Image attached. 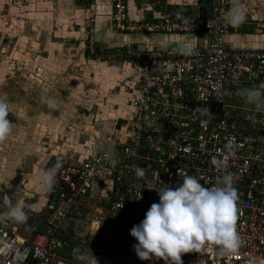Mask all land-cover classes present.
<instances>
[{"label":"built area","instance_id":"built-area-1","mask_svg":"<svg viewBox=\"0 0 264 264\" xmlns=\"http://www.w3.org/2000/svg\"><path fill=\"white\" fill-rule=\"evenodd\" d=\"M200 2L209 9L206 18L165 11L154 20L132 22L129 0H112V23L120 32L202 33L210 38V46L192 55L175 50L110 53L114 54L110 58L134 67L124 140L119 130L115 140L110 139L118 143L114 148L95 149L85 160L59 170L41 231L22 238L18 227L0 222V264H71L63 230L84 207L92 216L88 228L94 227L89 246L110 250L114 264H165L162 258L140 260L130 229L159 202V191L180 186L185 176L197 178L206 188L215 186L224 171L216 169L211 159L223 157L230 140L235 148L227 171L234 175L238 196L239 244L225 252L209 241L198 251L182 253L181 261L264 264V106L237 95L240 89H264V49L228 47L231 25L225 14L234 0ZM260 27L264 32V21ZM105 153L116 161L114 166ZM136 167L144 169L143 177L135 175Z\"/></svg>","mask_w":264,"mask_h":264},{"label":"rangeland","instance_id":"rangeland-1","mask_svg":"<svg viewBox=\"0 0 264 264\" xmlns=\"http://www.w3.org/2000/svg\"><path fill=\"white\" fill-rule=\"evenodd\" d=\"M132 1L138 5L140 0ZM157 1L148 0L159 7ZM239 2L244 9L254 8L252 2ZM94 3L0 0V99L8 103V119L13 123L12 134L0 143V212L14 202L8 197L13 198L15 193V203L25 189L35 190L40 196L23 206L27 218L17 221L19 224H36L41 229L48 214V194L37 188L38 177L58 157L62 168L64 160L78 163L86 159L90 147L109 151L118 144L109 143L113 130V135L120 130L121 142L124 140L131 115L134 67L110 58L114 54L107 56L105 45L96 40V16H91ZM259 3V9L264 8V0ZM257 22L262 24L263 19ZM97 43L100 52L95 51ZM42 95L56 98L61 107L47 108L40 101ZM233 102L239 104L237 99ZM96 131L101 136H95ZM81 212V216L73 215L66 222V239L72 248L80 240V249H86L89 257H101L104 252L91 248L84 232L92 216L85 207ZM72 262L86 264L77 259Z\"/></svg>","mask_w":264,"mask_h":264},{"label":"clouds","instance_id":"clouds-1","mask_svg":"<svg viewBox=\"0 0 264 264\" xmlns=\"http://www.w3.org/2000/svg\"><path fill=\"white\" fill-rule=\"evenodd\" d=\"M246 18L243 7L236 0L227 13V22L232 26H239ZM174 50L183 55H192L194 51L188 40H177ZM237 95L243 96L249 104L264 106L262 88L240 89ZM40 101L49 109L61 107L52 96L42 95ZM9 113L11 111L8 103L0 99V143L5 142L12 134L13 123L8 119ZM225 148L223 157L214 156L211 159L216 169L224 171L215 186L206 188L197 178L185 176L180 186H168L158 192L159 202H154L146 211L144 219L130 229V235L137 241L133 248L140 260L162 258L165 264H182V253L198 251L209 241L220 245L225 252L235 250L239 244L236 233L238 196L233 186L234 175L227 171L229 156L235 148L234 140H230ZM105 159H110L107 153ZM110 163L114 166L116 161L110 159ZM60 168L61 158L58 157L52 167L39 174L37 188L51 191ZM134 171L137 177L145 175L141 167H136ZM15 195L16 193L14 197ZM26 218L24 207L15 203V199L6 211L0 212V220L22 222ZM73 255L78 261L92 264L93 258L81 253L79 249H74ZM94 259L96 260L95 257Z\"/></svg>","mask_w":264,"mask_h":264},{"label":"crops","instance_id":"crops-1","mask_svg":"<svg viewBox=\"0 0 264 264\" xmlns=\"http://www.w3.org/2000/svg\"><path fill=\"white\" fill-rule=\"evenodd\" d=\"M246 1L248 4L251 2L254 3V8L251 11H249L248 8L246 9L243 8L246 13L247 18L239 26L231 25V33L227 37V45L230 49H234V50L264 49V32L262 31L260 27L261 24L257 22L258 20L261 21L262 19L264 21V8L259 9V5H260L259 0H246ZM157 3L159 7H157L156 5L154 6L153 4L149 3L148 0H140L138 5H136V2L131 0L129 3L130 20L132 22H138V21H143V20H154L155 18L160 17L165 11H168V10H171L168 12L180 14L188 18L201 17L200 14H202V17L206 18L210 15L208 7H206L205 5H202L200 0H158ZM199 3L202 5L203 9H199V5H198ZM131 4L132 6H130ZM196 6H197V9L195 8ZM111 14H112V0H95V3L93 4L92 9H91V16H94V15L96 16L95 25H94L95 29L93 30V32L95 34L96 40L105 45V49L107 51L106 50L104 51L107 54L115 53V52H126V51H131V50H174L177 40L190 41L192 43V47L194 50L208 49L210 46V38L202 33H198V34H166V33L151 34V33L116 32L113 30V27H112L113 25H112ZM195 14H197V17L193 16ZM97 47H100V44L98 45L97 43V46L95 47V51L100 52V50H98L100 48H97ZM132 70H134V68ZM232 100L234 101L233 96H232ZM113 133H114V130L112 132V135L109 137V141L112 137H113L112 139L115 140V136L113 135ZM95 136H101V135L99 132L96 131ZM113 142L114 141H111L109 143H113ZM95 149H96V146H93L92 148L90 147L88 156ZM52 153L54 152L52 151ZM64 161H65L64 166H67L69 164H74L73 162L68 163L67 160H64ZM81 161L83 160H80L79 162ZM58 173L55 178L54 186L58 178ZM54 190H55V187H53L51 191H46V194H48V203H47L48 214L46 215V218L42 223L41 229H38L36 227V224H32V226L30 227V223L19 224L17 221L14 222L11 219L0 220V222H3L4 226H6L7 228L18 227V234L22 238H28L30 235L36 234L37 232L43 229L47 216L50 213V206H51V203L54 197ZM95 191H97V188L95 189ZM26 193L33 194L34 197L33 198L29 197L26 195ZM21 196L22 197L20 198V201L18 200V204L22 206H28L29 203L35 202L40 197L39 193L31 189L23 190ZM10 198L16 200V198L14 197L13 198L10 197ZM10 201L13 202L12 200ZM92 229L93 230H90L89 228H87L84 231L87 233L88 242H89V239L91 238V235L94 233V227ZM64 230H63L62 238L66 242L65 255L70 260L71 264H74L72 261L76 259L73 255L72 250L79 249V250H82V253L83 252L86 253L87 251H84L86 249H80L82 245V242L80 240L79 241L76 240V243H74L75 247L72 248L66 239L67 236L65 235ZM91 248H94V247H91ZM94 249L101 250V252H104L110 256L105 257L104 253L102 254L101 257H97L96 255H91L92 257L91 256L90 257L93 258L92 264H114L115 263L114 255H112V253H109L110 251H106L102 249L100 246ZM94 257L96 258L97 261L94 259Z\"/></svg>","mask_w":264,"mask_h":264},{"label":"water","instance_id":"water-1","mask_svg":"<svg viewBox=\"0 0 264 264\" xmlns=\"http://www.w3.org/2000/svg\"><path fill=\"white\" fill-rule=\"evenodd\" d=\"M26 195L29 196V197H32V198L34 197V195L30 194V193H26ZM95 226L97 227V225H95Z\"/></svg>","mask_w":264,"mask_h":264}]
</instances>
